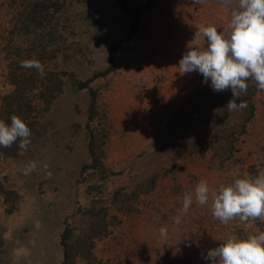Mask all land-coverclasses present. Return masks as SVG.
<instances>
[{"label": "rangeland", "instance_id": "374dc122", "mask_svg": "<svg viewBox=\"0 0 264 264\" xmlns=\"http://www.w3.org/2000/svg\"><path fill=\"white\" fill-rule=\"evenodd\" d=\"M148 1L130 34L129 11ZM230 12L221 0H0V120L16 89L11 69L36 58L45 70L24 69L36 71L25 116L31 144L13 158L0 153V264H62L67 228L75 243L110 233L75 264H211L203 257L224 240L264 232L261 219H215L211 199L200 206L193 197L173 221L199 181L218 190L264 171V91L222 166L212 146L226 142L211 133L223 96L199 72L178 69L195 32L227 29ZM42 82L61 84L56 99L49 90L47 103L37 99ZM194 144L203 149L192 153ZM32 160L41 166L23 174Z\"/></svg>", "mask_w": 264, "mask_h": 264}, {"label": "clouds", "instance_id": "9594fccd", "mask_svg": "<svg viewBox=\"0 0 264 264\" xmlns=\"http://www.w3.org/2000/svg\"><path fill=\"white\" fill-rule=\"evenodd\" d=\"M193 2L201 4L204 0ZM221 3L231 9L227 29L218 31L215 26L198 29L179 60L178 69L181 75L199 72L204 83L211 81L214 92L231 89L233 98L226 109L233 112L247 107L242 97L247 93L249 81L255 83L257 91H264V0H221ZM201 38L205 40L204 47L198 46ZM20 66L44 75V65L36 58L22 60ZM10 120V124L0 120V147L10 148L18 141L19 155H23L31 144V129L15 114ZM40 166L36 160L29 161L22 169L23 174H31ZM43 169H48L47 163ZM193 197L200 206L211 199L212 216L224 224L237 217L242 222L264 220V171L258 170L255 177L235 178L232 184L221 185L218 190H210L206 181H199L193 192L184 194L182 207L173 218L176 225L188 214ZM159 235L166 239L168 229L161 227ZM203 258L211 264H264V232L246 239L232 236L208 250Z\"/></svg>", "mask_w": 264, "mask_h": 264}, {"label": "trees", "instance_id": "16d2710c", "mask_svg": "<svg viewBox=\"0 0 264 264\" xmlns=\"http://www.w3.org/2000/svg\"><path fill=\"white\" fill-rule=\"evenodd\" d=\"M154 6L151 1H148L146 4V7H140L135 10H130L129 13L131 15V27H130V34H133L136 29L139 26L140 19H141V13L151 9ZM56 55V54H55ZM24 72V69L20 68H13L11 69V81L13 85L16 87L15 91L12 95L7 97L8 102L6 104V113H4L3 120L10 124L11 116L13 114L20 117L24 122L27 124V120L25 116L26 114H30L32 112V101L31 98L28 97L29 90L31 88H34L36 85V78L33 77V74L36 71H30ZM56 74V73H55ZM107 72L103 73V76L106 75ZM35 76V74H34ZM58 74H56L57 77ZM34 78V80H33ZM31 84V85H30ZM33 84V85H32ZM42 87H40L42 90L40 93H38L37 99L39 100H45L47 103L46 98V92L48 91V95L50 98V102L52 99H56L57 95L62 91L61 84L56 82V85L51 87L46 84V82H42ZM79 88L83 89L87 87V83H80L78 85ZM38 88V87H36ZM47 88V89H46ZM51 88V89H50ZM257 91V87L254 82L249 81V87L247 90V93L243 95L242 99H244L247 103V107L241 110L228 112L226 109V104L229 100L233 98L231 89H228L226 91H223L220 93L219 98L221 95L223 96L220 101L217 103V109L220 107H224L225 109L222 110L221 113H216L218 116H216V120L218 124L214 127V131L212 135V138H214V142H218V140H224L226 142L225 146H212L213 151V162H218L223 164L222 166L227 163L228 160L234 155L236 150V143L239 140L240 136L245 135L247 132L248 125L251 123V120L255 116V106H254V95ZM239 102V101H237ZM6 115V116H5ZM30 127V126H29ZM31 128V127H30ZM18 141L17 143H14L12 147L10 148H2L0 147V153L5 158H13L19 155V148H18ZM193 150H191L192 153H194L196 150L201 151V145H193ZM120 197V196H119ZM118 197V198H119ZM116 217H114L115 219ZM106 220L105 218H103ZM94 231V230H91ZM98 232V231H97ZM96 232V233H97ZM98 234V233H97ZM109 231H104V234L100 235L102 238L109 235ZM100 236L95 237V235H89L86 242H72L73 234L72 230L70 228H67L65 235L63 236L62 240V246H63V253H64V259L62 264H75V254H80V256L85 257L86 259L93 258V238L96 240L97 238H100ZM80 250V252H79ZM85 251V252H84Z\"/></svg>", "mask_w": 264, "mask_h": 264}]
</instances>
